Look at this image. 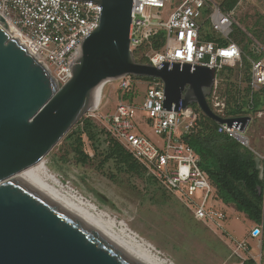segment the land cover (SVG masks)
<instances>
[{
  "label": "water",
  "instance_id": "obj_1",
  "mask_svg": "<svg viewBox=\"0 0 264 264\" xmlns=\"http://www.w3.org/2000/svg\"><path fill=\"white\" fill-rule=\"evenodd\" d=\"M95 1L102 6L99 24L84 36L63 85L0 16V264H170L34 168L21 174L94 108L108 79L157 78L164 86L162 109L197 104L217 123L241 131L252 120L223 117L210 106L214 68L171 61L155 66L135 58L133 0Z\"/></svg>",
  "mask_w": 264,
  "mask_h": 264
},
{
  "label": "built area",
  "instance_id": "obj_2",
  "mask_svg": "<svg viewBox=\"0 0 264 264\" xmlns=\"http://www.w3.org/2000/svg\"><path fill=\"white\" fill-rule=\"evenodd\" d=\"M170 0H133L130 47L134 51L165 32L161 48L147 53L151 64L162 61L204 65L216 71L213 91L218 83V71L239 64L244 55L242 47L231 37L234 14L225 12L215 0H182L172 9L168 18L153 8L165 7ZM172 1V0H171ZM102 6L95 0H0V16L13 26L19 41L39 61L44 63L59 85L65 84L73 75L71 61L79 55L78 47L83 38L99 24ZM207 25L212 32H206ZM215 39H207V35ZM259 56L251 59L250 85L254 90L264 89V48L253 45ZM119 80L118 91H132L145 83L146 91L141 107L137 97L120 98L113 112H103V89L108 83ZM163 82L136 80L131 75L108 79L102 86L100 101L86 113L99 120L110 134L124 146L153 176L161 187L183 202L197 219L213 226H223L227 212L214 204L215 191L208 173L200 166V157L195 150L180 139V119L187 118L191 126L197 114L193 107L179 111L162 109ZM212 108L220 114L226 104L218 97ZM145 110V121L162 139L152 141L141 129L138 109ZM260 115L263 111L259 112ZM250 124V123H249ZM244 131L234 126L219 123V132L228 134L245 146H249L248 126ZM263 225L256 224L250 230L251 238L261 239ZM235 252L242 260L234 264H245L252 258L256 264H264V258L244 257L242 252L251 249L247 239H241Z\"/></svg>",
  "mask_w": 264,
  "mask_h": 264
},
{
  "label": "rangeland",
  "instance_id": "obj_3",
  "mask_svg": "<svg viewBox=\"0 0 264 264\" xmlns=\"http://www.w3.org/2000/svg\"><path fill=\"white\" fill-rule=\"evenodd\" d=\"M181 1L170 0L165 7L153 8L151 11L161 12L166 20ZM215 1L222 5L224 0ZM232 12L235 24L231 37L237 33V38L242 40L239 42L235 39L244 51L243 59L233 71H225L224 78L217 83L214 96L210 99L213 101L218 97L231 107L237 104L244 107L247 100V64L251 66V59L259 56L253 51V45L258 43L264 48V0H239ZM206 29V32H212L209 25ZM118 87L119 80L104 86L103 112L114 111L120 99ZM139 88L136 100L141 107L146 91L145 83H139ZM261 107L257 115L250 113L252 120L247 131L250 140L247 148L254 153L262 167L264 178V103ZM260 111H263L262 115ZM145 115V110L139 108L137 120L141 129L152 141L161 143L160 137L146 124ZM94 121L104 127L99 120ZM188 123L187 118L180 119L179 131L186 132ZM84 148L92 157L85 165L76 162L69 145L63 139L45 157L47 167L61 181L63 189H70L72 193L97 204L118 223H127L128 228L152 243L175 264H234L242 260V256L235 252V246L241 239L250 237V230L256 223L250 221L245 213L236 211L235 205H227L228 219L223 226L206 224L197 219L192 210L174 195L163 193L158 184L119 170L113 160L103 162V154H95L86 137ZM249 240L251 251L249 253L244 250L242 255L264 258L263 237Z\"/></svg>",
  "mask_w": 264,
  "mask_h": 264
},
{
  "label": "trees",
  "instance_id": "obj_4",
  "mask_svg": "<svg viewBox=\"0 0 264 264\" xmlns=\"http://www.w3.org/2000/svg\"><path fill=\"white\" fill-rule=\"evenodd\" d=\"M238 1L224 0L221 7L225 12H230ZM236 34L233 35L234 40L242 42ZM165 38V32L160 31L157 36L134 51L135 58L140 62L149 63L150 59L147 53L151 50L160 49ZM207 39H215V37L208 34ZM236 66H227L219 70L218 82L224 78L225 71H233ZM250 68L251 66L247 64L248 85L245 93L247 106H245L246 104L244 107L237 104L231 107L229 103H226L223 113H220L221 116L237 117L251 115L250 113L257 115V112L262 108L264 89L257 91L251 87ZM133 78L143 81L157 80V78L151 77L133 76ZM139 91L134 89L120 92V98H136ZM208 101L212 107L210 97ZM192 107L197 114V118L186 132L181 133L180 139L190 145L199 155L200 166L208 173L211 182L216 187L218 198L227 205H235L236 209L245 213L250 221L263 225L262 249L264 250V178L260 176L261 170L258 167L254 153L235 138L219 132V123L205 115L197 104H193ZM85 137L90 141L95 154H99V152L103 154V162L113 160L117 163L119 170L147 178L149 181L158 184L163 193L168 192L159 185L153 176L148 174L146 167L128 152L106 128L100 127L92 118L86 115L63 137V142L69 145L70 152L77 163L85 165L92 159L84 148ZM245 264L256 263L254 259L249 258L245 260Z\"/></svg>",
  "mask_w": 264,
  "mask_h": 264
},
{
  "label": "bare ground",
  "instance_id": "obj_5",
  "mask_svg": "<svg viewBox=\"0 0 264 264\" xmlns=\"http://www.w3.org/2000/svg\"><path fill=\"white\" fill-rule=\"evenodd\" d=\"M7 29L8 31L19 41V38L17 37L15 30L13 28L12 25H10L9 23H4L1 22ZM20 42V41H19ZM21 43V42H20ZM101 89L102 86H100L97 90V99H96V103H98L100 101V96H101ZM46 161H40L39 163L25 169L23 172H21V174L31 170L32 168H34L35 170H37L39 173H41L42 175H44L46 178H48L49 180H51L52 182H54L56 185H58L59 187L62 188L61 185V181L58 179V177L52 173L49 168L47 167ZM20 174V175H21ZM64 187V186H63ZM66 187V186H65ZM64 187V188H65ZM63 189V188H62ZM65 190V189H64ZM68 193H70L71 195H73L75 198H77L78 200H80L81 202H83L84 204H86L87 206H89L90 208H92L93 210H95L97 213H99L100 215H102L103 217H105L106 219H108L109 221H111L112 223H114L116 226H118L119 228H121L122 230H124L125 232H127L128 234H130L132 237H134L136 240H138L139 242H141L143 245H145L146 247H148L150 250H152L153 252H155L157 255H159L160 257H162L164 260H166L168 263L170 264H175L173 263L171 260H169L168 258L164 257L155 247L152 243H150L148 240L143 239L142 237H140L137 233L133 232L130 228L127 227V223L124 224V222L122 223L120 221V223H118L116 221V219L114 217L111 216V214L109 212H107L106 210H103L101 208H99L97 206V204L85 199L82 196H78L75 193H72L71 190H65ZM75 192V191H74ZM129 226V225H128Z\"/></svg>",
  "mask_w": 264,
  "mask_h": 264
},
{
  "label": "crops",
  "instance_id": "obj_6",
  "mask_svg": "<svg viewBox=\"0 0 264 264\" xmlns=\"http://www.w3.org/2000/svg\"><path fill=\"white\" fill-rule=\"evenodd\" d=\"M234 14V13H233ZM210 97V96H209ZM208 97V98H209ZM143 131V130H142ZM144 132V131H143ZM179 133H182L181 131H178ZM145 133V132H144ZM146 134V133H145ZM161 139V138H160ZM161 142H162V139L160 140ZM212 183V182H211ZM212 186H213V188H214V191H215V198L211 201L212 202V204H214V205H216V206H218V207H220V208H223L226 212H227V204H225L222 200H220L219 198H218V194H217V189H216V187L213 185V183H212ZM229 205H232V204H229ZM236 211H237V209H236ZM228 214V213H227ZM249 238H251V237H249ZM249 238H247V241H248V244H249V248L251 249V242H250V240H249Z\"/></svg>",
  "mask_w": 264,
  "mask_h": 264
}]
</instances>
